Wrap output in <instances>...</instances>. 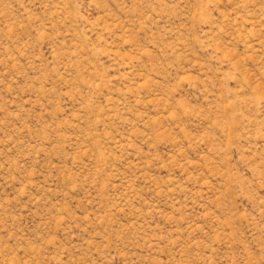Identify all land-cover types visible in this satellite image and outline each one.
Here are the masks:
<instances>
[{
  "label": "rangeland",
  "instance_id": "1",
  "mask_svg": "<svg viewBox=\"0 0 264 264\" xmlns=\"http://www.w3.org/2000/svg\"><path fill=\"white\" fill-rule=\"evenodd\" d=\"M0 264H264V0H0Z\"/></svg>",
  "mask_w": 264,
  "mask_h": 264
}]
</instances>
